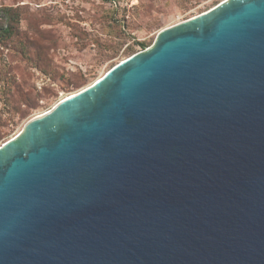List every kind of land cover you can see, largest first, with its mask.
I'll return each mask as SVG.
<instances>
[{
  "label": "water",
  "instance_id": "obj_1",
  "mask_svg": "<svg viewBox=\"0 0 264 264\" xmlns=\"http://www.w3.org/2000/svg\"><path fill=\"white\" fill-rule=\"evenodd\" d=\"M0 264H264V0H227L0 144Z\"/></svg>",
  "mask_w": 264,
  "mask_h": 264
},
{
  "label": "rangeland",
  "instance_id": "obj_2",
  "mask_svg": "<svg viewBox=\"0 0 264 264\" xmlns=\"http://www.w3.org/2000/svg\"><path fill=\"white\" fill-rule=\"evenodd\" d=\"M225 1L0 0L19 20L12 40L0 43V144L149 49L162 31Z\"/></svg>",
  "mask_w": 264,
  "mask_h": 264
},
{
  "label": "trees",
  "instance_id": "obj_3",
  "mask_svg": "<svg viewBox=\"0 0 264 264\" xmlns=\"http://www.w3.org/2000/svg\"><path fill=\"white\" fill-rule=\"evenodd\" d=\"M19 23L18 16L11 8H0V43L8 44L12 40V29ZM142 48H145L141 44Z\"/></svg>",
  "mask_w": 264,
  "mask_h": 264
},
{
  "label": "bare ground",
  "instance_id": "obj_4",
  "mask_svg": "<svg viewBox=\"0 0 264 264\" xmlns=\"http://www.w3.org/2000/svg\"><path fill=\"white\" fill-rule=\"evenodd\" d=\"M72 95V94H71ZM70 96V95H69ZM68 97V96H67Z\"/></svg>",
  "mask_w": 264,
  "mask_h": 264
}]
</instances>
